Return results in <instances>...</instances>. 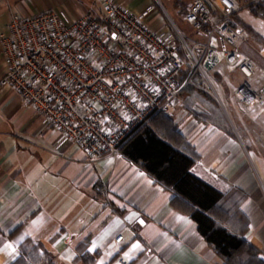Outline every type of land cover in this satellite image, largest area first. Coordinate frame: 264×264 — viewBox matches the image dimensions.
<instances>
[{
    "label": "crops",
    "instance_id": "1",
    "mask_svg": "<svg viewBox=\"0 0 264 264\" xmlns=\"http://www.w3.org/2000/svg\"><path fill=\"white\" fill-rule=\"evenodd\" d=\"M103 1L0 0V29L14 14L54 10L71 19L83 13L98 15ZM109 1L126 4L136 13L154 5L148 25L154 30L171 29L151 0ZM179 1L186 4L189 0ZM171 2L177 18L178 8ZM248 5L236 17L249 24L261 42L238 24L242 29L238 47L241 51L240 44L246 43L264 57V20L254 16ZM166 16L176 25L167 12ZM200 37L204 41L201 33ZM254 63L250 80L258 88L264 83L254 76L257 68L264 69ZM217 69L232 93L242 79L238 69L224 63ZM4 72L0 55V78ZM253 110L257 115L245 124V147L235 133L203 126L183 106L173 119L200 154L191 172L221 192L236 186L248 194L242 204L250 221L246 238L264 259V159L255 157L253 151L259 143L264 153V105ZM171 199L169 191L132 162L120 155L94 156L81 151L24 105L14 89L0 87V264L13 262L26 238L42 243L56 264H75V248L87 236L91 239L87 251L99 253L95 264H120L121 258L127 264H222L196 223L175 209ZM21 223L22 230L10 237ZM118 234L123 239L115 244Z\"/></svg>",
    "mask_w": 264,
    "mask_h": 264
},
{
    "label": "built area",
    "instance_id": "2",
    "mask_svg": "<svg viewBox=\"0 0 264 264\" xmlns=\"http://www.w3.org/2000/svg\"><path fill=\"white\" fill-rule=\"evenodd\" d=\"M258 1L189 0L183 20L196 33L190 40L202 48L199 57L177 26L154 30L148 25L154 5L136 13L104 0L98 15L74 19L54 10L14 14L0 29L5 67L0 87L14 89L24 105L81 151L116 157L153 115L173 116L187 87L219 100L211 76L221 63L242 76L232 91L241 108L264 105V85L250 82L255 63L239 50L242 29L235 19ZM195 109L203 108L197 103ZM122 239L118 234L114 243ZM119 263L127 264L122 258Z\"/></svg>",
    "mask_w": 264,
    "mask_h": 264
},
{
    "label": "trees",
    "instance_id": "3",
    "mask_svg": "<svg viewBox=\"0 0 264 264\" xmlns=\"http://www.w3.org/2000/svg\"><path fill=\"white\" fill-rule=\"evenodd\" d=\"M174 6L178 8L176 25H182L186 4L174 0ZM248 7L254 16L264 20V1L251 3ZM235 19L252 38L260 41L249 24L236 16ZM240 49L264 69V57L246 43L242 42ZM214 78L221 81L216 73ZM181 99L183 108L197 122L234 135L229 119L212 95L192 89ZM197 103L203 109H195ZM119 155L138 166L172 194V206L196 223L198 232L222 264H264L259 248L246 238L250 221L242 204L248 199V194L236 186L225 193L221 192L191 172L200 160V154L182 134L173 116L163 113L153 115L122 143ZM262 157L264 159V153ZM23 226V223L17 225L9 236L13 237ZM90 243L91 239L87 236L76 246L72 260L75 264L96 263L99 253L87 251ZM19 253L11 264H56L43 244L35 243L31 238H26L19 245Z\"/></svg>",
    "mask_w": 264,
    "mask_h": 264
},
{
    "label": "rangeland",
    "instance_id": "4",
    "mask_svg": "<svg viewBox=\"0 0 264 264\" xmlns=\"http://www.w3.org/2000/svg\"><path fill=\"white\" fill-rule=\"evenodd\" d=\"M151 1L153 3H155L157 6V9L163 13V15L166 18V21L171 26L170 28H175L174 26H177V25H174L173 23H171L168 16H166V12H167V14H169L173 18V21L176 23L177 18L174 15L175 10L172 6L171 0H151ZM161 6L165 9L166 12H164V10L162 9ZM64 15H66V14L64 13ZM67 16L70 19L72 18L70 15H67ZM177 27L189 39L190 46L195 50L197 56L199 57L201 55L202 48L199 46H196L190 40V38L191 39L197 38L196 33L193 32L192 29L185 23H183L182 25H178ZM217 67H216V71L218 70ZM212 74L213 73H211V75ZM211 77H212V81L214 83V86H215L216 91H217L218 95L220 96V98L218 97L219 98V100H218L216 96H214V95H212V96L215 98L218 105L220 106V108L222 109V111L224 112L226 117L229 119L232 130L238 136L242 147H245L246 144L244 143V139H245V135H246L245 131H247L245 124L249 123L250 122L249 119L254 115L256 116L257 112H254L255 110L247 111V110H245L239 106V104L233 99L232 93L230 92V86L228 85L226 80L222 82V81L216 80L215 78H213V76H211ZM254 78H257L260 82L264 83V72L262 70H260L259 68H257L256 75L254 76ZM231 80L235 81V78H232ZM252 81L250 80V82H252ZM192 89H198V88L187 87L181 93V97H183L184 95H188ZM199 90H202V89L200 88ZM182 100H181V103H182ZM181 106H182V104H181ZM181 106H179L177 110H179L181 108ZM259 129L260 128L258 127L257 133H256L258 140H259ZM253 151L255 152V157L260 158V159L262 158L263 152L260 150V144L259 143L254 144Z\"/></svg>",
    "mask_w": 264,
    "mask_h": 264
},
{
    "label": "snow or ice",
    "instance_id": "5",
    "mask_svg": "<svg viewBox=\"0 0 264 264\" xmlns=\"http://www.w3.org/2000/svg\"><path fill=\"white\" fill-rule=\"evenodd\" d=\"M133 247H137L136 245H134Z\"/></svg>",
    "mask_w": 264,
    "mask_h": 264
}]
</instances>
